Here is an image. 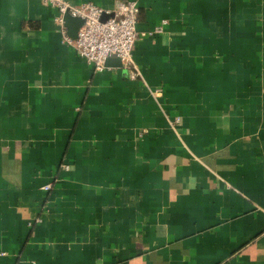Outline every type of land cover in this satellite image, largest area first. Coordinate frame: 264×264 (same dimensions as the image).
Returning <instances> with one entry per match:
<instances>
[{"label":"crops","instance_id":"0c3cea01","mask_svg":"<svg viewBox=\"0 0 264 264\" xmlns=\"http://www.w3.org/2000/svg\"><path fill=\"white\" fill-rule=\"evenodd\" d=\"M132 1L134 80L0 0V264H264V0Z\"/></svg>","mask_w":264,"mask_h":264},{"label":"built area","instance_id":"2783aa9c","mask_svg":"<svg viewBox=\"0 0 264 264\" xmlns=\"http://www.w3.org/2000/svg\"><path fill=\"white\" fill-rule=\"evenodd\" d=\"M41 1L57 9L53 20L60 30L62 41L73 47L92 65L95 72L107 67L105 64L107 58L116 57L120 60L119 67L126 72L129 79L140 77L139 69L132 57V50L138 37L145 33L137 28L139 7L134 1L116 0L112 9H103L90 2L73 5L66 0ZM65 13L83 20L75 38L67 34L63 21ZM163 22L165 21L163 20L162 24ZM160 31L161 25L155 27L154 33ZM178 120L176 117L175 122ZM67 166L64 165L65 168ZM44 188H49V185Z\"/></svg>","mask_w":264,"mask_h":264},{"label":"water","instance_id":"95a60500","mask_svg":"<svg viewBox=\"0 0 264 264\" xmlns=\"http://www.w3.org/2000/svg\"><path fill=\"white\" fill-rule=\"evenodd\" d=\"M63 21H64V25L66 27L67 34L69 35V37L75 38L77 30L80 27V25L83 23V20L79 17H74L68 13H65L63 15ZM105 64L107 66L108 65L120 66V60L116 57H109L106 59Z\"/></svg>","mask_w":264,"mask_h":264}]
</instances>
